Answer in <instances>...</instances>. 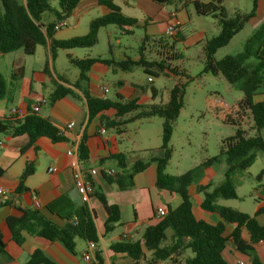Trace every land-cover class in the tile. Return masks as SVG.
<instances>
[{
	"label": "trees",
	"instance_id": "trees-1",
	"mask_svg": "<svg viewBox=\"0 0 264 264\" xmlns=\"http://www.w3.org/2000/svg\"><path fill=\"white\" fill-rule=\"evenodd\" d=\"M0 0V57L21 50L25 56H33L38 46L48 47L50 59L56 56L58 50L69 52L74 49H90L96 45L100 29L114 26L121 36H133L137 29V21L124 16L120 8L112 0H96L104 6L108 14L91 20L88 24L87 35L77 36L68 40H54L56 33L53 24L44 25L42 17L46 13L52 14L54 20L68 19L77 8L80 0ZM158 5H169L172 0H151ZM224 0H209L193 2V9L198 17L216 19L220 28L219 34L207 39L203 44V74L214 77L221 76L227 85L241 93V98L234 104L227 105L218 95L211 93L205 100V111L215 121L234 127V134L221 141L217 157H209L195 169L179 176H169L165 173L171 160V139L174 124L182 108V98L187 81L181 83V78L189 79L184 70L173 64L180 59L175 50L176 43L182 42L180 32L176 37L150 39L142 36L137 56L126 57L121 62L90 58H73L67 54L68 63L78 69L79 77L70 86L78 89L85 98L88 118H93L101 112L114 111L112 119H103L101 125L105 130H114L117 134L123 133L125 125L140 120H150L158 117L161 124V146L158 152L148 161H137L127 167L125 156L117 154L100 163L115 164L114 176L103 174L104 180L119 190L133 188V178L150 164L154 163L155 185L157 189L167 190L177 194L180 205L174 209H167L164 216L158 217L154 226L144 229L137 239H124L112 243L109 250L114 255H123L133 264H157L167 261L171 264H227L222 256L226 245L233 247L241 254L249 256L248 264H261L254 254L256 244L264 243V227L255 216L234 210V208L217 205L219 200H236L237 184L235 177L249 169L254 160V151L264 154V22L259 25L252 35L246 39L242 51L234 55H227L221 60L215 59V53L226 47L229 41L242 31L248 20L255 16L257 3L251 0V10L247 14L229 17L223 7ZM54 21V22H55ZM151 43V45H150ZM148 52L155 57L150 59ZM109 54L111 52L109 51ZM95 63L112 64L122 71L140 67L152 79L160 76H171L178 81L168 92V101L164 104L140 106L136 101H127L116 95L115 101L101 97L90 96L88 90V73ZM46 68V66H45ZM23 77V69L11 70L10 81L3 79L0 72V101L9 97L17 81ZM71 94L69 89L56 85L50 101L63 98ZM261 101H257L256 97ZM250 123L246 129L243 126ZM0 132H9L14 137L26 136L29 139L27 148L38 139H47L52 143H62L64 137L48 119L27 109L23 119L12 116L0 122ZM79 161L86 163L89 155L86 147V138L83 135L77 145ZM223 157L227 168L222 181L216 185L199 186L196 190L203 196L201 209L217 215L221 222L211 225L196 220L192 214V204L188 195V188L193 184V172L204 169L218 162ZM34 164L27 163L18 178L17 194L26 191L25 182L34 173ZM4 171L0 169V178ZM94 185V183H93ZM90 197H95L103 206L106 215L103 237L113 232L119 224V213L116 205H109L102 193L92 191ZM58 219L61 224L52 220ZM225 224L233 226L229 235L223 236ZM6 225L10 233L11 247L3 242L0 234V260L12 261L20 252L24 242L22 233L36 236L49 242H57L70 254L75 253L76 240L85 243H98L97 230L94 223V213L84 204L75 206L66 196H58L41 209L27 210L20 218L8 217ZM246 232L247 240L243 239ZM171 232L167 237L166 233ZM12 247L14 250L12 251ZM178 258H181L178 260ZM140 261L142 263H140ZM24 264H54L41 251H34ZM88 264H103L102 252L96 248Z\"/></svg>",
	"mask_w": 264,
	"mask_h": 264
},
{
	"label": "crops",
	"instance_id": "crops-1",
	"mask_svg": "<svg viewBox=\"0 0 264 264\" xmlns=\"http://www.w3.org/2000/svg\"><path fill=\"white\" fill-rule=\"evenodd\" d=\"M194 1L196 0H172V3L169 5H158L151 0H136L132 5H127L125 8H122L118 3L116 4L112 0V2L120 8L124 16L137 21V29H142L144 35H147L150 39L155 40L158 38H165L164 29L166 24L172 17H174L179 23V32L183 38L180 43L184 44L186 47L196 46L202 51L204 42L209 38L217 36L220 28L216 19L205 17L211 20L205 23L206 28L208 26L209 29H205V27H203L204 25L199 22L200 30H196L197 20L200 17L195 14L193 9L192 4ZM201 1L208 2L209 0ZM122 2L125 3L127 0ZM226 3H230V5L232 4L230 9L225 6ZM256 3L257 7L255 16L248 20L242 31L237 33L229 43L243 34V32H246L244 38L245 41L252 35L254 30L264 22V0H256ZM52 5L55 6L54 4ZM251 6V0H244L242 4L241 0H224L223 2V7L229 17L235 16L236 14H247L250 12ZM98 9L101 11L100 16L106 13L108 14L107 9L104 6L98 5L96 0H80L77 8L67 19L68 26L72 20L75 21L77 26L80 19L89 16L93 10ZM136 13L137 17L132 15ZM50 15L52 17L51 19L45 22L42 20L44 25L54 23V16L52 14ZM93 19H87V26ZM185 26L190 27L189 37H185L182 33ZM58 34V31H56L53 35L54 40H68L77 37H63ZM114 34H119L117 28ZM82 35H85V33ZM40 48L45 55L50 56L47 46H38L35 53H37ZM109 51L111 52V54H109V59L113 62H121L128 57L124 52L119 55L114 54L111 51V46H109ZM49 56L48 58L52 65L48 67L46 64V68L44 66L42 73H35L28 80L25 79V69L22 68L23 77L19 82L17 81L15 88L10 92L9 97L0 101V122H2L3 120L12 117L10 112L12 108L27 112V109H31L38 99H47V104L41 107L38 115L51 121V124L58 130H63L61 136L65 139L62 143H52L47 139H38L32 146L27 148V144L29 143L28 137H14L9 132H0V169L4 171V175L0 178V188L3 190L2 195L0 196V234L3 242L11 247L10 233L6 225V219L10 216L20 218L24 211L36 209L33 204L34 198L37 199L41 208L58 196L68 197L77 207H82L84 205L75 189L71 172L68 168L70 159L66 156L67 150H77V145L83 135L86 138V147L89 158L88 161L82 163V165L87 171L92 172L91 178L94 183L93 191L102 193L109 205H116L118 207L119 224L113 232L106 237H103L106 215L103 211L102 204L95 197H90L89 202L85 205L94 213V223L98 237V243L93 249H89L87 243L76 240L75 253L70 254L57 242H49L37 238L36 236H29L28 234L22 233L24 242L20 252L17 253L15 259L12 261L6 262L0 260V264H24L31 253L35 250L41 251V253L54 264H88L83 262L82 256L85 253H90L89 255L92 259V254L96 248L100 249L102 252L103 264H133L130 259L123 257V255H114L109 250V246L122 238L137 239L141 233H143L145 228L156 225L159 219L156 215L157 209L163 207L165 209L174 210L180 205L181 199L175 193H169L167 190L156 188V165L154 163L150 164L149 167H146L142 172L134 176V186L131 189L119 190L114 185H110L104 180L103 174H106L109 170H114L115 164L111 162L101 164V159H106L117 154H123L125 156L127 167H131L135 162L142 160L137 156L130 158L126 157V154L120 148V137L126 132L127 125L122 128V134H117L114 130L105 129V134H100V129L103 127L101 125L103 119H112L114 111H104L89 119L83 94L78 89H74L70 86L79 77V72L78 74H73L72 77H68L64 72L57 70L54 66V60L58 56V51L52 60ZM225 56H227V54H225L224 57ZM17 67L20 68L17 63L12 64V69ZM118 70L120 69L114 67L112 64L106 65V63H95L88 73V90L90 96L115 101L116 95H120L127 101H136V104L140 106L164 104L168 101V96L165 99L162 93H160L154 86H151L153 84V79L149 83L148 78L147 82L150 86L147 89L141 85L127 82L121 76L120 78L112 80V85L116 87V90L114 92V97L107 98L105 95L109 92V86L103 81L99 85H95L93 80H91L92 78L89 76L90 73H93L97 77L104 79L107 77V74L117 75ZM131 70L132 68L129 71H120L130 72ZM10 77L11 73L8 80L5 81L9 82ZM219 77L221 76L215 78ZM47 83H52L54 90L56 85L69 89L71 94L50 101L54 91L48 96L40 91L46 88ZM103 86L108 90L106 94L101 91V87ZM256 100L259 102L261 101V98L257 96ZM15 101H17V104H14ZM147 121L150 122L151 119ZM71 122L74 123V126L67 129L66 126ZM244 126L243 128L246 129L247 127ZM143 148H148V146L144 145ZM27 163L34 164V173L29 176L25 182L24 187L26 188V191L17 194L15 189L18 186V178ZM50 167L56 168V172L48 174L47 169ZM212 182L211 179L204 178L202 183L189 186L187 192L192 204V214L194 218L211 225H217L221 222L220 218L215 214L201 209L200 205L203 196L196 191L199 186L207 184H212L213 186ZM229 201L232 200H219L217 201V205L231 207L234 208V210L245 213L249 216H255V220L264 227V199L258 198L256 208H254L252 214L235 208L233 205L228 204ZM52 220L61 224L56 218L52 217ZM232 229V225L225 224V232L223 236L229 235ZM170 234L171 232H167V237H169ZM247 235L248 234L244 231L242 235L243 239L247 240ZM253 247L256 258L261 264H264V243H259L255 246L253 245ZM13 250L14 247H12V251ZM222 256L227 264H238L239 262H243L244 264L249 263V256L241 254L229 245L224 247ZM180 259L181 258H178V260ZM140 263L142 262L140 261ZM157 264L171 263L165 261Z\"/></svg>",
	"mask_w": 264,
	"mask_h": 264
},
{
	"label": "rangeland",
	"instance_id": "rangeland-1",
	"mask_svg": "<svg viewBox=\"0 0 264 264\" xmlns=\"http://www.w3.org/2000/svg\"><path fill=\"white\" fill-rule=\"evenodd\" d=\"M20 1L24 2V0ZM113 1L116 4L118 3L122 8H125L127 5H132L136 0H127L125 3L121 0ZM243 2L244 0H241V4ZM51 3L56 4L53 0ZM231 5L230 3H226L225 6L230 9ZM100 13L99 9L93 10L89 16L80 19L77 26L75 21L72 20L66 29L58 31V35L63 37L81 36L84 33L87 35V19L96 18L101 15ZM132 15L137 17V13ZM51 18V15L46 13L43 15L42 20L45 22ZM197 21V31L200 30L199 22L204 25L205 29H209L208 26L207 28L205 26V23L211 21L209 18L200 17ZM189 28L185 26L182 31L185 37L190 36ZM114 32H116L114 26L101 29L97 35L96 45L90 49H74L69 52L58 50V56L54 60L55 68L64 72L68 77H72L73 74H78L79 71L68 63L66 59L67 54L77 59L88 57L91 59L108 60L110 57L109 46H111V51L116 55L124 52L128 57H135L138 53L141 38L144 36L142 29H135V34L131 37L120 36L119 34L115 35ZM245 33L243 32L239 37L233 39L227 47L217 51V54L214 55L215 59L221 60L225 54L234 55L240 53ZM175 50L179 54L180 59L173 65L184 70L189 79L181 78V83L185 81L187 83L184 88L182 108L173 128L170 146L171 160L167 168H165V173L169 174V176L182 175L198 167L207 158L217 157L221 141L232 136L234 133V127L215 121L205 111L204 103L208 95L215 93L218 95L216 98H222L227 105L234 104L242 96L240 92L229 87L223 77L215 78L210 74L202 73L203 52L200 48L196 46L186 47L184 44L178 42L175 45ZM147 55L150 59L155 57L153 52H148ZM48 56L44 54L41 48L33 56H25L21 50H17L0 57V72L3 75V79L8 80L12 64L17 63L19 67L25 69V79L28 80L35 73H42L46 64L48 67L52 65ZM89 76L95 85H99L103 81L109 86V92L105 95L107 98L114 97L116 90V87L112 85V80L121 76L127 82L141 85L147 89L150 86L147 82L149 76L143 73L140 67H134L130 72L118 70L117 75L107 74V77L104 79L97 77L93 73H90ZM176 81L178 79H173L171 76H160L153 79L151 86H154L166 99L169 90L172 89ZM40 91L48 96L54 91V87L52 83H47L46 88ZM14 104H17V101ZM161 124L162 119L158 117L152 118L150 122L140 120L128 124L126 132L120 137V148L126 154V157L137 156L142 159L141 161H148L151 155L156 154L159 146H161ZM249 125L250 123L246 122L244 127ZM262 137L264 138V130L262 131ZM144 145H147L149 149L143 148ZM253 153L255 160L252 166L234 179L237 184L236 194L238 199L229 201L228 203L249 214H252L254 208H256L258 198L264 199V154L257 151ZM225 164V159L219 157L216 164L204 169L195 170L193 172V184H200L204 178H209L213 181V186L218 185L223 179L224 170L226 169Z\"/></svg>",
	"mask_w": 264,
	"mask_h": 264
},
{
	"label": "built area",
	"instance_id": "built-area-1",
	"mask_svg": "<svg viewBox=\"0 0 264 264\" xmlns=\"http://www.w3.org/2000/svg\"><path fill=\"white\" fill-rule=\"evenodd\" d=\"M125 1V0H122ZM68 27V21L66 19H60L57 20L53 23V29L54 31H59L61 29H66ZM179 33V23L175 20L174 17H172L169 22L166 24V27L164 29V36L167 38L170 37H176ZM101 91H103L105 94L108 92V90L103 86L101 87ZM47 104V99L42 98V99H38L34 105L31 107L30 111L34 112V113H38L41 109L42 106ZM11 115L17 117V119H23L26 115L27 112L25 111H21L18 110L17 108H12L11 109ZM74 126V123H68V125L66 126L67 129H70ZM63 130H59V134L62 135ZM100 134H105L104 131V127H102L100 129ZM66 156L69 157L70 159V163H69V170L71 172V176L73 179V183L75 186V189L78 193V195L80 196L81 202L83 204H86L87 202H89L90 196L92 194L94 185H93V181L91 178V171H87L83 165L82 162L79 161L78 158V153L77 150H73V149H69L66 151ZM48 174H53L56 172V168L54 167H50L47 169ZM109 176H114L115 175V171L114 170H109L106 173ZM3 190L0 188V196L2 195ZM33 204L35 206V208L40 209L41 206L39 204V202L37 201L36 198L33 199ZM167 209L165 208H159L156 211V215L157 217H162L166 214ZM89 249H93L95 247V244L90 242L88 243ZM90 253H85L82 256V260L85 263H89L91 258H90ZM238 264H244L243 262H239Z\"/></svg>",
	"mask_w": 264,
	"mask_h": 264
}]
</instances>
